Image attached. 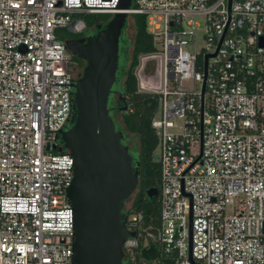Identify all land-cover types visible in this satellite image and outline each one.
<instances>
[{
	"label": "built area",
	"instance_id": "obj_1",
	"mask_svg": "<svg viewBox=\"0 0 264 264\" xmlns=\"http://www.w3.org/2000/svg\"><path fill=\"white\" fill-rule=\"evenodd\" d=\"M118 2L0 0V264H72L74 160L55 137L78 73L57 30L81 33ZM131 3L154 44L133 73L158 100L160 213L125 208L123 260L264 264V0Z\"/></svg>",
	"mask_w": 264,
	"mask_h": 264
},
{
	"label": "water",
	"instance_id": "obj_2",
	"mask_svg": "<svg viewBox=\"0 0 264 264\" xmlns=\"http://www.w3.org/2000/svg\"><path fill=\"white\" fill-rule=\"evenodd\" d=\"M130 3L119 0V11L103 25L99 23L94 32L65 39L66 48L85 60L73 81L70 116L55 137L74 160L73 178L66 190L74 219L72 264H126L122 243L134 234L124 227V202L137 186L138 169L122 129L110 114L116 107L110 104L112 94L125 102L118 74ZM125 108V103L119 106ZM145 193L149 198L157 196L158 188L150 186ZM141 254L153 258L158 248L151 244Z\"/></svg>",
	"mask_w": 264,
	"mask_h": 264
},
{
	"label": "trees",
	"instance_id": "obj_3",
	"mask_svg": "<svg viewBox=\"0 0 264 264\" xmlns=\"http://www.w3.org/2000/svg\"><path fill=\"white\" fill-rule=\"evenodd\" d=\"M99 13L95 15L98 16ZM130 18L123 27L125 46L121 43V64L118 74L119 89L125 102L118 96H111L110 104H126L124 110L112 108L110 114L118 128L122 129L124 142L128 143L138 169L136 190L132 198V207L144 212L145 222H156L159 218L160 205L157 196L149 198L145 190L150 186L159 187V165L152 157L157 144V136L151 127V118L154 115L158 100L156 94L137 90L133 67L138 61V55L154 48L151 34L147 30L146 16L141 13L128 14ZM99 17V16H98ZM93 23V19L87 18ZM132 26L134 33L130 36L125 29ZM123 42V41H122ZM77 57V56H75ZM78 58V57H77ZM120 111L121 119L116 118Z\"/></svg>",
	"mask_w": 264,
	"mask_h": 264
},
{
	"label": "flooded vegetation",
	"instance_id": "obj_4",
	"mask_svg": "<svg viewBox=\"0 0 264 264\" xmlns=\"http://www.w3.org/2000/svg\"><path fill=\"white\" fill-rule=\"evenodd\" d=\"M89 18L90 19H93V23L88 24L87 27L84 29V31H82L81 33H72V32H69L68 33V36L66 38H80L82 36L87 35L88 33L94 32L97 29V25L99 23H101L102 25H103V23H105L98 16L93 15V14H91V16H89ZM75 56H77V55H74L73 54V56H72L73 64H72L71 67H73L74 70H75V72L78 73L82 69L83 65L85 64V60L83 58H81V57H78L77 56L78 57L77 58ZM112 96H118V95L116 93H114V94H112ZM114 103L115 104H112V105L116 106L114 108L115 109L116 108L119 109V106H121V104H118L115 100H114ZM114 122H115V120H114ZM56 141H57V144L58 145H61V143H60V141L58 139ZM125 202H124V204H125ZM124 210H125V206H124Z\"/></svg>",
	"mask_w": 264,
	"mask_h": 264
},
{
	"label": "rangeland",
	"instance_id": "obj_5",
	"mask_svg": "<svg viewBox=\"0 0 264 264\" xmlns=\"http://www.w3.org/2000/svg\"><path fill=\"white\" fill-rule=\"evenodd\" d=\"M131 4H132V3H131ZM89 16H91V14H89L87 17H89ZM98 16H99V18H100L102 21L106 22L107 20H110V19L113 17V14H110V13H99ZM128 18H130L129 15H128ZM196 19H197V18H196ZM64 30H65L64 28H60L59 30H57V33H58L60 36L66 38V37L68 36V33H69V32H68V31H64ZM125 31H126L130 36H133L134 30H133V27H132V26H128V27L125 29ZM122 36H123V33H122ZM122 41H123V42H122L123 46H125V44H126V43H124L125 40L123 39ZM202 43H203V40H202V39H199L198 42L196 43V46L199 47ZM120 110H121V109H120ZM116 118H117L118 120L121 119V113H120V111H118V112L116 113ZM158 154H159V152H158V148L155 147L154 150H153V152H152V157H153L154 160H157V158H158ZM135 190H136V189H135ZM135 190H134V192H135ZM134 192L132 193V195L130 196V198H129L128 200H126V202H125V204H124L125 208L128 207V206L131 204V201H132V198H133Z\"/></svg>",
	"mask_w": 264,
	"mask_h": 264
}]
</instances>
